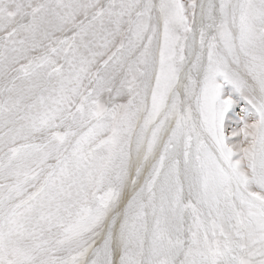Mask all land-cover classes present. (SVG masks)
Here are the masks:
<instances>
[{
  "label": "snow or ice",
  "instance_id": "1",
  "mask_svg": "<svg viewBox=\"0 0 264 264\" xmlns=\"http://www.w3.org/2000/svg\"><path fill=\"white\" fill-rule=\"evenodd\" d=\"M0 264H264V0H0Z\"/></svg>",
  "mask_w": 264,
  "mask_h": 264
}]
</instances>
